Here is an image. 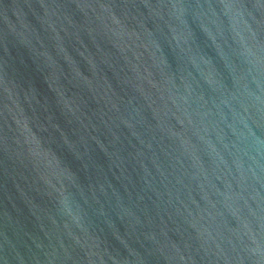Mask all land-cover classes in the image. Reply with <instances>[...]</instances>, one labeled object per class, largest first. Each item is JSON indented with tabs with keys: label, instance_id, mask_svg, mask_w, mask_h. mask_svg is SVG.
<instances>
[{
	"label": "water",
	"instance_id": "water-1",
	"mask_svg": "<svg viewBox=\"0 0 264 264\" xmlns=\"http://www.w3.org/2000/svg\"><path fill=\"white\" fill-rule=\"evenodd\" d=\"M0 264H264V0H0Z\"/></svg>",
	"mask_w": 264,
	"mask_h": 264
}]
</instances>
